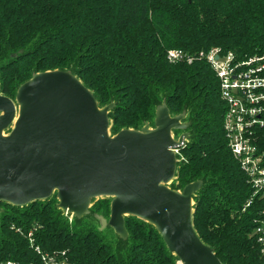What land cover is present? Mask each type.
<instances>
[{"label":"trees","instance_id":"16d2710c","mask_svg":"<svg viewBox=\"0 0 264 264\" xmlns=\"http://www.w3.org/2000/svg\"><path fill=\"white\" fill-rule=\"evenodd\" d=\"M169 50L192 59L170 64ZM238 60L264 56V0H0V94L12 101L35 74L67 71L95 98L113 104L109 133L153 127L163 103L185 113L188 139L177 155L171 190L200 181L192 226L221 264H264L254 236L264 200L254 195L223 131L219 81L200 54ZM178 138L181 132H174ZM264 152V130L256 133ZM110 199L77 220L56 196L23 208L0 204V263L176 264L148 224L125 218L127 240L110 228Z\"/></svg>","mask_w":264,"mask_h":264},{"label":"water","instance_id":"95a60500","mask_svg":"<svg viewBox=\"0 0 264 264\" xmlns=\"http://www.w3.org/2000/svg\"><path fill=\"white\" fill-rule=\"evenodd\" d=\"M112 108H99L67 71L33 75L14 101L0 94V204L23 208L55 195L57 210L80 220L92 201L110 199L100 230L108 227L125 241L124 220L132 217L156 230L176 264H221L192 226L201 182L169 188L188 139L185 113L171 117L163 103L152 128L111 136Z\"/></svg>","mask_w":264,"mask_h":264},{"label":"built area","instance_id":"2783aa9c","mask_svg":"<svg viewBox=\"0 0 264 264\" xmlns=\"http://www.w3.org/2000/svg\"><path fill=\"white\" fill-rule=\"evenodd\" d=\"M200 57L205 58L219 81L220 97L226 106L223 131L229 150L247 176L254 195L264 200V152L256 137L258 131L264 130V56L238 60L231 53L219 55L212 50ZM166 60L170 64L192 61L180 50H169ZM254 236L264 258V219L255 228ZM42 264L65 263L44 256Z\"/></svg>","mask_w":264,"mask_h":264}]
</instances>
